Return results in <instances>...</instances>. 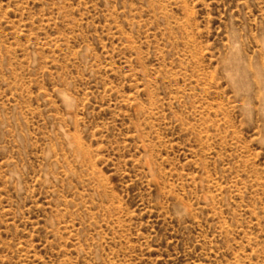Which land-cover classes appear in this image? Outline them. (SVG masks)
<instances>
[{
  "label": "rangeland",
  "instance_id": "1",
  "mask_svg": "<svg viewBox=\"0 0 264 264\" xmlns=\"http://www.w3.org/2000/svg\"><path fill=\"white\" fill-rule=\"evenodd\" d=\"M0 264H264V0H0Z\"/></svg>",
  "mask_w": 264,
  "mask_h": 264
}]
</instances>
